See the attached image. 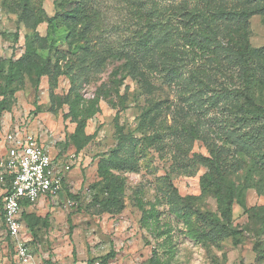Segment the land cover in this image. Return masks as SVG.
I'll return each instance as SVG.
<instances>
[{
    "label": "rangeland",
    "instance_id": "obj_1",
    "mask_svg": "<svg viewBox=\"0 0 264 264\" xmlns=\"http://www.w3.org/2000/svg\"><path fill=\"white\" fill-rule=\"evenodd\" d=\"M31 2L48 18L67 2H81L95 22L85 55L84 44L67 45L62 27L36 25L30 16L21 21L24 0H0L6 70L30 48L49 64L38 86L23 73L0 108V154L5 135L21 126L53 148L56 170L65 175L58 196L24 211L50 215L36 240L25 222L28 264H264V231L249 213L255 208L264 216V0ZM202 28L215 40L205 56L187 46ZM241 31L262 50L253 107L232 50L231 34L239 38ZM153 33L156 41L144 51L141 39ZM67 100L78 103L77 119L65 117ZM255 111L263 118L252 122L247 112ZM102 160L115 162L109 171L123 188L114 196L98 172ZM211 160L237 186L232 225L239 235L203 245L175 213L189 212L201 229L199 213L221 220L201 188ZM7 234L0 220V264H22Z\"/></svg>",
    "mask_w": 264,
    "mask_h": 264
},
{
    "label": "trees",
    "instance_id": "obj_2",
    "mask_svg": "<svg viewBox=\"0 0 264 264\" xmlns=\"http://www.w3.org/2000/svg\"><path fill=\"white\" fill-rule=\"evenodd\" d=\"M251 1H261V0H251ZM31 0H24L23 10L20 15V20L25 21L27 16L34 18L36 25H41L47 23L51 28L62 27L66 32V43L70 48L77 46L78 44H84V52L87 55L88 50L91 46L92 39L91 34L94 27V14L92 8L87 7L81 2H67L64 9L61 12H57L54 16L48 18L39 12L35 6H32ZM37 9V10H36ZM224 15H229L230 13H223ZM201 25V24H198ZM206 29H199L193 36H190L187 41V46L190 50L199 51L201 56H205L214 51L213 45L214 39L210 34H206ZM238 34V33H236ZM235 34V35H236ZM156 34H151V36L146 39H141L142 48L144 51H151L150 43L156 41ZM38 39V38H37ZM232 39V50L234 51V56L237 58L241 65V75L245 81L246 87V100L247 104L251 107L254 106L253 100L256 99L254 92H252V86L254 85L255 73H256V59L262 53L261 49L252 48L250 45L248 34L245 31H241L239 38H234V34H231ZM54 44V42H52ZM197 53V52H196ZM34 50L32 48L28 49L27 56L24 61L10 62L6 70V63H3L0 59V75L4 80V83L0 86V94L3 96L0 102V108L2 109L7 103V97L10 93H14L20 83L23 73H28L30 76L36 77V83L38 86L43 79V77L49 72L48 60L37 61L33 58ZM177 74V73H176ZM66 101V100H65ZM69 101V100H67ZM69 112L66 114V118H78V103L68 102ZM251 107L247 108L248 111ZM253 112V111H252ZM247 112L249 115V120L254 122L263 118L262 111ZM87 113V112H86ZM246 119V118H244ZM83 118L79 120L82 123ZM115 162L110 160H102L99 163V174L101 177L107 181L111 187V194L114 196L116 190H120L123 186L118 187L117 182L114 181V177L110 174L109 169L113 167ZM210 171L207 172L201 180V188L204 194L212 196L218 207V212L221 220L217 219L210 213H199L201 222L206 226V228H197L193 226L191 222V214L189 212L176 211V215L180 216L187 228L188 235L191 239H194L203 245L207 244L208 239L224 237H237L238 231L232 225V216L234 205L238 199V189L233 180L226 176L221 169L220 164L216 160L210 161ZM118 180V179H115ZM116 182V183H115ZM257 185H260L257 183ZM70 198H75L71 194H67ZM30 207L29 204H25V209ZM252 219L260 221L263 231H264V216L258 211V209L253 208L249 210ZM22 218L27 223L29 232L33 236L34 240L37 239L36 228L40 225L46 227L48 226V219L50 215L48 214L45 218L35 217L31 214H27L23 211ZM0 220L4 226V212L2 198H0ZM6 228V227H5ZM264 233V232H263ZM8 247L11 252H13V246L11 238L7 234ZM110 257H114L115 254L112 251L109 254Z\"/></svg>",
    "mask_w": 264,
    "mask_h": 264
},
{
    "label": "built area",
    "instance_id": "obj_3",
    "mask_svg": "<svg viewBox=\"0 0 264 264\" xmlns=\"http://www.w3.org/2000/svg\"><path fill=\"white\" fill-rule=\"evenodd\" d=\"M52 149L39 134L16 126L5 135L4 152L0 154L4 223L22 264L31 261L22 218L25 204L32 206L42 198L56 197L64 186L65 175L56 170L59 163L55 162Z\"/></svg>",
    "mask_w": 264,
    "mask_h": 264
},
{
    "label": "crops",
    "instance_id": "obj_4",
    "mask_svg": "<svg viewBox=\"0 0 264 264\" xmlns=\"http://www.w3.org/2000/svg\"><path fill=\"white\" fill-rule=\"evenodd\" d=\"M46 199H47V198H42V199L39 200L36 204H34V205L28 207L27 209L32 208L33 206L37 205L39 202H44ZM27 209H24V211L27 210ZM24 222H25V220H24Z\"/></svg>",
    "mask_w": 264,
    "mask_h": 264
}]
</instances>
